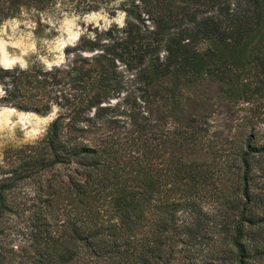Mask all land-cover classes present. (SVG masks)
<instances>
[{
	"label": "trees",
	"instance_id": "trees-1",
	"mask_svg": "<svg viewBox=\"0 0 264 264\" xmlns=\"http://www.w3.org/2000/svg\"><path fill=\"white\" fill-rule=\"evenodd\" d=\"M57 4L125 13L123 26L112 23L101 34L121 46L118 58L151 87L139 96L145 103H179L174 89L162 92L167 79H210L231 103L257 105L216 145L194 117L191 130H154L152 113L132 94L133 127L121 135L107 125L111 131L90 137L81 122L102 94L88 95L48 124L18 168L0 166V236L19 211V183L54 171L41 185L46 204L36 218L43 228L20 256L32 264H264V0H0V25L22 10ZM86 46L92 50L98 40ZM26 75L0 66V83L11 84L0 101L45 112L47 101L32 93ZM183 140L209 150L212 160L183 159L176 145ZM12 260L15 250L0 244V264Z\"/></svg>",
	"mask_w": 264,
	"mask_h": 264
},
{
	"label": "rangeland",
	"instance_id": "rangeland-1",
	"mask_svg": "<svg viewBox=\"0 0 264 264\" xmlns=\"http://www.w3.org/2000/svg\"><path fill=\"white\" fill-rule=\"evenodd\" d=\"M146 22L151 26L149 20ZM112 23L125 24V13L121 9L114 14L104 7L81 13L64 10L57 4L45 11L22 10L18 16L0 25V66L25 70L28 74L25 79L34 86L32 93L44 97L48 104V109L43 112L0 101V166L3 169L18 168L27 146L44 134L59 113L80 106L82 100L85 104L86 97L96 91L102 94L99 103L85 110L87 118L81 122L89 128L86 135L90 137L111 131L107 125L114 126V131L121 135L133 127L130 104L126 100L130 94L142 102L141 109L145 114L152 113L151 120L158 125L154 130L160 126L161 129H174L184 125L186 130H191L195 121L190 119L194 117L207 135L218 139L216 145L236 131L243 116L252 114L257 103H231L221 91L220 83L210 79L177 85L167 79L164 81L167 89L162 92L174 89L179 103L163 100L145 103L139 96L147 97L151 87L138 80L136 69L118 58L116 53H120L121 46L101 34ZM89 40H98V46L88 49ZM160 56L163 57L162 51ZM108 58L113 60L114 66L109 64ZM104 69L106 73H103ZM7 87L11 84L0 83V97L7 95ZM258 106L263 107L262 104ZM157 113L165 116L155 118ZM171 134L172 137L175 135ZM178 141L177 151L183 159L212 160L209 150L196 149L185 140L182 144ZM53 172H47L41 180L21 181L14 193L20 208L6 218L7 228L0 236V244L15 250V260L9 264H32L20 256L24 253L23 248L30 246L32 235L43 228L36 218L38 210L46 204V191L41 185H48L46 179ZM59 172L65 176L69 168L63 166Z\"/></svg>",
	"mask_w": 264,
	"mask_h": 264
}]
</instances>
